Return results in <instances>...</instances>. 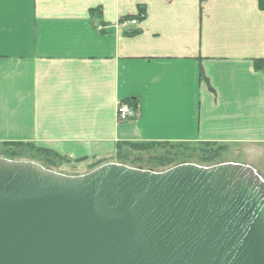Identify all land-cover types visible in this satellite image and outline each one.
<instances>
[{
    "label": "crops",
    "instance_id": "1",
    "mask_svg": "<svg viewBox=\"0 0 264 264\" xmlns=\"http://www.w3.org/2000/svg\"><path fill=\"white\" fill-rule=\"evenodd\" d=\"M258 60V0H0V144L89 167L120 144L209 143L259 173ZM132 103L140 118L118 124Z\"/></svg>",
    "mask_w": 264,
    "mask_h": 264
},
{
    "label": "water",
    "instance_id": "2",
    "mask_svg": "<svg viewBox=\"0 0 264 264\" xmlns=\"http://www.w3.org/2000/svg\"><path fill=\"white\" fill-rule=\"evenodd\" d=\"M0 264H264V179L233 163L72 177L0 158Z\"/></svg>",
    "mask_w": 264,
    "mask_h": 264
},
{
    "label": "trees",
    "instance_id": "3",
    "mask_svg": "<svg viewBox=\"0 0 264 264\" xmlns=\"http://www.w3.org/2000/svg\"><path fill=\"white\" fill-rule=\"evenodd\" d=\"M261 10H264V0H258ZM257 70L264 71V60L255 61ZM136 103H132L135 106ZM199 148L192 149V144L187 143H170V142H142V143H126L117 146L116 158L120 160V164L124 165V160L129 154H146L147 160L151 166L150 169L138 168L140 170H148L153 172H165L172 168L185 165L194 164L193 161L199 157L205 163H213L217 157H223L228 149L225 146L209 143H194ZM3 147L2 155L8 159H23L42 165L47 168L53 166L54 163L67 161L65 157L57 153L38 147L34 143H4L0 144ZM88 159L76 161L77 163L85 162ZM118 160V161H119ZM136 160L143 162V158L139 157ZM193 161L194 163H191ZM136 162V161H134ZM107 164V161H99L91 165L89 172ZM196 164V163H195ZM162 170V171H161Z\"/></svg>",
    "mask_w": 264,
    "mask_h": 264
},
{
    "label": "rangeland",
    "instance_id": "4",
    "mask_svg": "<svg viewBox=\"0 0 264 264\" xmlns=\"http://www.w3.org/2000/svg\"><path fill=\"white\" fill-rule=\"evenodd\" d=\"M199 148L197 144H192V149H197ZM3 152V147L0 145V158L2 159H7V160H11L8 159L6 156L2 155ZM142 157L144 160L143 162H138V160H136L137 158ZM147 157L146 154H137V153H133V154H129L128 156H126V159L124 160V165L129 166L131 168H143V169H150L151 164L145 160ZM228 159H233L231 160L232 162L236 163V164H244L246 159L244 157L243 154L241 155H237L235 157H230L229 153L227 151V153L221 158L217 157L213 163H205L203 162L201 159H199V157H196L193 161L196 163H194L193 161H191V163H194L197 166H201V167H212V166H216L219 164H224L228 161ZM14 160V159H13ZM115 158L114 161L116 163H119L120 160ZM14 161H25L23 159H15ZM111 161V160H110ZM136 161V162H134ZM258 161V160H256ZM257 166V170L259 171L260 174L263 175L264 177V159H259L258 164H256ZM88 163H74V162H70V161H61L60 163H54L53 166L47 167L46 169L54 171L56 173L65 175V176H82L86 173H89L88 171L90 170V168L88 167ZM45 168V167H44ZM162 171V170H161Z\"/></svg>",
    "mask_w": 264,
    "mask_h": 264
},
{
    "label": "built area",
    "instance_id": "5",
    "mask_svg": "<svg viewBox=\"0 0 264 264\" xmlns=\"http://www.w3.org/2000/svg\"><path fill=\"white\" fill-rule=\"evenodd\" d=\"M132 24L135 25L136 22L133 21ZM138 117H139L138 113L135 110L127 107L126 105H121L120 108L118 109V122L120 123L135 120Z\"/></svg>",
    "mask_w": 264,
    "mask_h": 264
}]
</instances>
